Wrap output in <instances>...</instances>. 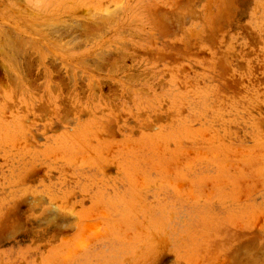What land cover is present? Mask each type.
<instances>
[{"label":"rangeland","instance_id":"rangeland-1","mask_svg":"<svg viewBox=\"0 0 264 264\" xmlns=\"http://www.w3.org/2000/svg\"><path fill=\"white\" fill-rule=\"evenodd\" d=\"M0 264H264V0H0Z\"/></svg>","mask_w":264,"mask_h":264},{"label":"bare ground","instance_id":"bare-ground-1","mask_svg":"<svg viewBox=\"0 0 264 264\" xmlns=\"http://www.w3.org/2000/svg\"><path fill=\"white\" fill-rule=\"evenodd\" d=\"M13 40V39H12ZM13 42V41H12ZM27 70V68H25ZM24 70V69H23Z\"/></svg>","mask_w":264,"mask_h":264}]
</instances>
